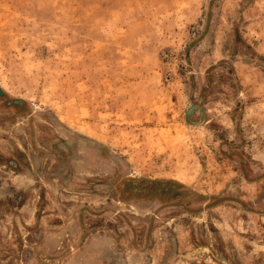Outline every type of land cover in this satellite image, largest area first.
I'll return each instance as SVG.
<instances>
[{
    "label": "rangeland",
    "instance_id": "obj_1",
    "mask_svg": "<svg viewBox=\"0 0 264 264\" xmlns=\"http://www.w3.org/2000/svg\"><path fill=\"white\" fill-rule=\"evenodd\" d=\"M0 86V264H264V0H0Z\"/></svg>",
    "mask_w": 264,
    "mask_h": 264
},
{
    "label": "water",
    "instance_id": "obj_2",
    "mask_svg": "<svg viewBox=\"0 0 264 264\" xmlns=\"http://www.w3.org/2000/svg\"><path fill=\"white\" fill-rule=\"evenodd\" d=\"M3 92V89L2 87L0 86V95L2 94ZM196 107V104H190V106L188 107L187 111H186V115L188 117V115L192 112V110ZM204 120V109L201 107L200 108V117H199V120L198 121H195V122H192V123H195V124H199L201 123L202 121Z\"/></svg>",
    "mask_w": 264,
    "mask_h": 264
},
{
    "label": "flooded vegetation",
    "instance_id": "obj_3",
    "mask_svg": "<svg viewBox=\"0 0 264 264\" xmlns=\"http://www.w3.org/2000/svg\"><path fill=\"white\" fill-rule=\"evenodd\" d=\"M0 100H3L4 105L6 107H12V106H19L20 105V103H18L16 101L13 102V100L3 98V92L0 95Z\"/></svg>",
    "mask_w": 264,
    "mask_h": 264
}]
</instances>
